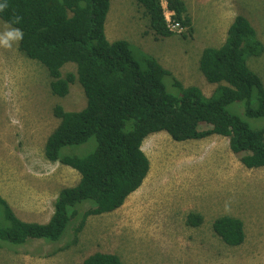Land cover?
<instances>
[{"label":"rangeland","instance_id":"1","mask_svg":"<svg viewBox=\"0 0 264 264\" xmlns=\"http://www.w3.org/2000/svg\"><path fill=\"white\" fill-rule=\"evenodd\" d=\"M205 1L184 2L193 26L154 39L142 6L135 0H110L106 37L109 41L126 37L132 42L130 56L142 67L143 53L148 51L184 86L196 85L211 96L218 84L206 80L197 58L203 48L219 46L220 29L211 30L215 37L202 29L207 21H216L220 11L218 0H210V7ZM236 4L238 14L250 21L264 46V0H236ZM6 26L14 28L0 19V34L8 30ZM142 37L147 46L139 44ZM9 43L10 47L0 45V195L21 220L45 223L60 189L80 178L75 169L44 157L45 140L59 123L52 109L60 104L67 111L80 110L86 97L78 81L65 96L53 94L45 67L27 58L18 49V41ZM247 64L264 85V50L249 56ZM75 69L68 62L61 72ZM163 83L167 92H177L171 76H165ZM226 109L239 114L243 106L234 102ZM255 122L264 126V120ZM209 127L201 123L199 128ZM94 147L91 138L62 152L86 155ZM141 148L149 171L118 209L88 216L74 242L72 229L78 218L56 242L0 241V264H81L95 251L117 254L123 264H264V167H245L241 154L232 152L229 139L221 135L179 142L161 131L148 135ZM88 207L87 203L79 211ZM191 211L202 214L201 225L186 224ZM222 215L242 220L243 243L229 246L214 233L212 221ZM0 224L6 225L1 208Z\"/></svg>","mask_w":264,"mask_h":264},{"label":"trees","instance_id":"2","mask_svg":"<svg viewBox=\"0 0 264 264\" xmlns=\"http://www.w3.org/2000/svg\"><path fill=\"white\" fill-rule=\"evenodd\" d=\"M167 8L183 27L190 15L183 0H165ZM7 7L0 19L19 28L23 38L18 49L42 64L50 77L51 92L63 97L78 81L86 97L80 110L67 111L55 104L52 113L59 119L44 143V157L75 169L79 181L58 192L53 212L45 223L18 218L0 195V208L6 225L0 224V241L24 244L28 239L56 242L74 219V239L86 218L118 209L142 184L149 160L142 151L143 140L164 131L175 141L221 135L229 139L230 150L241 154L247 168L264 167V85L247 64L249 56H259L264 46L255 28L237 14L218 47H206L198 67L206 80L218 84L211 96L195 85L184 86L151 55L143 53L145 66L129 54L132 43L125 39L109 41L105 33L110 0H4ZM147 13V29L155 39L173 33L167 30L160 0H135ZM19 17L18 23H11ZM147 34V32L145 33ZM135 46H133L134 48ZM75 64V72H61L64 64ZM171 76L176 93L163 83ZM241 102V113L226 106ZM206 123L208 129H200ZM95 139L86 155L63 153L64 147ZM90 207L82 213L79 208ZM203 216L191 211L186 224L199 226ZM212 229L229 246L245 238L243 222L222 215L212 221ZM1 245V244H0ZM81 264H123L117 254L95 251Z\"/></svg>","mask_w":264,"mask_h":264},{"label":"crops","instance_id":"3","mask_svg":"<svg viewBox=\"0 0 264 264\" xmlns=\"http://www.w3.org/2000/svg\"><path fill=\"white\" fill-rule=\"evenodd\" d=\"M185 2V0H184ZM232 2H235V4L233 5ZM204 3H208V7L211 6V2L210 0H206ZM217 6H218V10L220 11V14H219V17H217L216 21H214V19L212 20V22H209V21H205L207 25V28L206 29H202L203 31H205L206 33H208L210 31V33L208 34L210 37H215L216 35L214 34V31L211 32L212 29H215L216 27L220 29V34H219V37H220V40L218 42L219 46L224 42L225 40V37H226V31H227V28L229 27L230 23L232 22L234 16H236L239 12L236 10L237 9V4H236V0H218L217 1ZM110 9V7H109ZM109 13V12H108ZM108 15V14H107ZM190 26L192 25L193 26V16H190ZM106 21H107V16H106ZM188 26V27H190ZM105 33H106V22H105ZM215 35H213V34ZM154 38V37H153ZM120 39V38H119ZM121 39H125L127 40L128 42L132 43L131 41H129L126 37H122ZM155 39V38H154ZM136 44V43H135ZM139 44L141 46H147L149 43L145 41V39L142 37L140 38V42ZM208 47H212V46H208ZM214 47H218V46H214ZM204 49V48H203ZM202 49V50H203ZM202 50H200V53L198 55V60H199V57L202 53ZM146 51V50H145ZM192 51V50H191ZM145 53L148 54V51H146ZM188 53V52H187ZM183 53H181L182 55ZM153 56L160 65H162V61L160 60V58H158V56L156 55H151ZM167 56V54L165 53L163 55V57ZM198 60H197V64H198ZM163 66V65H162ZM197 67V65H196ZM196 86V85H195Z\"/></svg>","mask_w":264,"mask_h":264},{"label":"clouds","instance_id":"4","mask_svg":"<svg viewBox=\"0 0 264 264\" xmlns=\"http://www.w3.org/2000/svg\"><path fill=\"white\" fill-rule=\"evenodd\" d=\"M7 7L6 2L4 0H0V12H2ZM19 17H15L11 23H18ZM8 27V26H6ZM23 38V33L20 31L19 28H11L8 27L7 31H4L2 34H0V45L4 47H10L11 42L19 41Z\"/></svg>","mask_w":264,"mask_h":264},{"label":"built area","instance_id":"5","mask_svg":"<svg viewBox=\"0 0 264 264\" xmlns=\"http://www.w3.org/2000/svg\"><path fill=\"white\" fill-rule=\"evenodd\" d=\"M164 19H165V25L167 30L171 31L172 33H182L185 27H183L179 21H177L174 18V12L167 8L166 1L160 0Z\"/></svg>","mask_w":264,"mask_h":264},{"label":"bare ground","instance_id":"6","mask_svg":"<svg viewBox=\"0 0 264 264\" xmlns=\"http://www.w3.org/2000/svg\"><path fill=\"white\" fill-rule=\"evenodd\" d=\"M15 181V180H14ZM14 190V189H13Z\"/></svg>","mask_w":264,"mask_h":264}]
</instances>
